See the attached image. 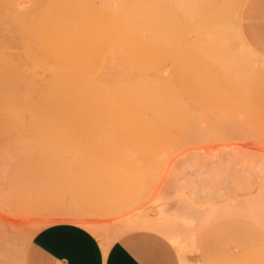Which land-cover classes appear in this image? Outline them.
<instances>
[{
  "label": "rangeland",
  "instance_id": "1",
  "mask_svg": "<svg viewBox=\"0 0 264 264\" xmlns=\"http://www.w3.org/2000/svg\"><path fill=\"white\" fill-rule=\"evenodd\" d=\"M88 1L111 41L72 70L53 65L82 52L50 0H0V264H26L34 233L64 216L100 224L101 242L151 230L182 264H264V57L232 19L226 40L166 17L165 0ZM144 214L185 247L124 224Z\"/></svg>",
  "mask_w": 264,
  "mask_h": 264
},
{
  "label": "crops",
  "instance_id": "2",
  "mask_svg": "<svg viewBox=\"0 0 264 264\" xmlns=\"http://www.w3.org/2000/svg\"><path fill=\"white\" fill-rule=\"evenodd\" d=\"M39 6L44 7V4ZM48 6L56 22L64 24L68 44L82 52L81 61L53 65L80 70L100 62L98 57L104 56L112 36L110 19L101 12L105 10L88 0H50ZM163 6L166 17L199 19L200 23H205L206 33L226 40V20H234V37L264 57V0H165L161 8ZM70 7L77 11H69ZM33 163L37 168L39 162ZM83 172L75 168L71 174ZM75 217L64 216L36 231L29 242L26 264H182L170 243L151 230L133 229L114 240L101 242L94 230L76 222ZM165 224L166 228H154L184 248L183 236L170 223ZM257 232L264 241V233L260 229ZM256 252L264 253V247ZM205 263L215 264L212 260Z\"/></svg>",
  "mask_w": 264,
  "mask_h": 264
},
{
  "label": "bare ground",
  "instance_id": "3",
  "mask_svg": "<svg viewBox=\"0 0 264 264\" xmlns=\"http://www.w3.org/2000/svg\"><path fill=\"white\" fill-rule=\"evenodd\" d=\"M74 220L76 222L85 223L89 228H91L95 232L100 231L99 227H98V225H100V224H97V227H98L97 228V227H95L96 224L94 226V224L89 223V221L86 218H83V217H80V216H76ZM72 221H73V218H72ZM156 222H157L158 225L156 224ZM165 223H166V221L163 218H161V217L158 218L156 215L144 214V215H138L135 218L129 219L128 221H125L124 224L128 228H133V227L134 228H138V227H143V226H151L153 228L155 227L156 229H159V228L163 229V228H166L165 227L166 226ZM102 226H105V225H102ZM102 226L100 227V229L102 228ZM107 227L111 228L112 226L111 227L110 226H106V229H107ZM103 230L104 229L102 228L101 231H103Z\"/></svg>",
  "mask_w": 264,
  "mask_h": 264
}]
</instances>
